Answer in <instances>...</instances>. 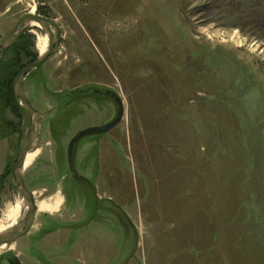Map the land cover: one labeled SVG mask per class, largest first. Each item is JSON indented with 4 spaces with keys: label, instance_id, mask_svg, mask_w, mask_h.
Here are the masks:
<instances>
[{
    "label": "rangeland",
    "instance_id": "obj_1",
    "mask_svg": "<svg viewBox=\"0 0 264 264\" xmlns=\"http://www.w3.org/2000/svg\"><path fill=\"white\" fill-rule=\"evenodd\" d=\"M32 5L61 39L23 83L42 115L23 179L36 202L62 203L36 213L0 264H264V0H0V42ZM40 34L22 33L20 68ZM11 54L0 68L3 223L20 200L10 171L28 124ZM120 110L117 126L70 147L87 179L73 180L70 139Z\"/></svg>",
    "mask_w": 264,
    "mask_h": 264
},
{
    "label": "water",
    "instance_id": "obj_2",
    "mask_svg": "<svg viewBox=\"0 0 264 264\" xmlns=\"http://www.w3.org/2000/svg\"><path fill=\"white\" fill-rule=\"evenodd\" d=\"M40 25L48 39V46L42 55H38L37 59L25 66L17 75L13 83V95L24 110L28 124L27 132L22 140L17 153L16 161L11 168V178L13 186L17 191L18 197L26 205V213L18 220V222L10 229L0 233V246H11L17 240L27 236L33 227L35 216L37 213L36 204L33 193L27 188L24 182L23 163L25 157L38 148L41 132H42V115L37 112L31 105L29 94L23 86L26 77L45 64L52 56H54L60 45V32L54 22L46 17L27 12L19 17L12 29L4 35L0 42V63L5 53L15 44L20 35L28 28ZM122 116V112L118 113L116 119L110 124L99 128H89L76 135L75 139L92 132H108L118 125ZM74 139V140H75ZM12 264H19L18 262Z\"/></svg>",
    "mask_w": 264,
    "mask_h": 264
},
{
    "label": "bare ground",
    "instance_id": "obj_3",
    "mask_svg": "<svg viewBox=\"0 0 264 264\" xmlns=\"http://www.w3.org/2000/svg\"><path fill=\"white\" fill-rule=\"evenodd\" d=\"M35 10L34 6H30V13H33ZM32 27H36L37 29H39L40 31H42V34L37 35V43H36V48L39 52V55H42L48 46V39L46 34L43 32L42 27L40 25H34ZM236 32H233L234 35L231 36L232 40L234 38V36ZM212 38V36H211ZM236 39V38H235ZM241 42H238V47H242ZM30 75V74H29ZM42 134V132H41ZM39 155V149L37 148L36 150H34L33 152L29 153L25 159H24V163H23V169L24 171L26 169H28L35 161V159L38 157ZM34 196V194H33ZM62 203V198L60 197H56L54 199V201H41V202H36L35 200V204H36V209H37V213H53L56 212L59 208V206ZM27 207L26 205L21 201H17L14 205L9 206L5 212V222L3 223L2 221H0V233L10 229L11 227H13L18 220L26 213ZM14 245V244H13ZM11 246H7V245H2L0 246V253L4 252L6 250H12Z\"/></svg>",
    "mask_w": 264,
    "mask_h": 264
},
{
    "label": "trees",
    "instance_id": "obj_4",
    "mask_svg": "<svg viewBox=\"0 0 264 264\" xmlns=\"http://www.w3.org/2000/svg\"><path fill=\"white\" fill-rule=\"evenodd\" d=\"M43 8V7H42ZM39 9L38 10V13H39V15H41V16H43V17H46L47 16V12L44 10V9ZM22 37H23V35L21 34L20 35V37L18 38V40L15 42V44L5 53V55L6 54H10V53H12L11 54V59H10V61L8 62V65H7V75H9L10 77H12L13 78V80L11 79V82H14V79L17 77V75L19 74V72L25 67V66H27L28 64H30V63H33L35 60H33L32 62H30V63H28L27 65H25L24 67H19V54L20 53H23V52H25L24 51V46H22V48H20V47H18L19 49L18 50H16L17 48V45H18V43L20 42V40L22 39ZM23 43V42H22ZM4 55V56H5ZM28 56L30 57V55H29V53H28ZM3 62H4V60L2 59V61H1V63H0V68H1V66L3 65ZM8 84V82H7V80L6 81H2L1 82V85H3V86H5L6 87V85ZM13 84V83H12ZM4 89V88H3ZM5 90H7V89H5ZM11 93H12V96L14 97V95H13V90H12V87H11ZM11 174V173H10Z\"/></svg>",
    "mask_w": 264,
    "mask_h": 264
},
{
    "label": "flooded vegetation",
    "instance_id": "obj_5",
    "mask_svg": "<svg viewBox=\"0 0 264 264\" xmlns=\"http://www.w3.org/2000/svg\"><path fill=\"white\" fill-rule=\"evenodd\" d=\"M77 134H75V136L73 138L70 139L69 143H68V147H67V154L65 155V160L67 162V170L70 174V177L75 180V181H81L83 182L84 184L86 183L87 179L80 176L79 174H76L74 171H73V168H72V156L70 154L71 151H69L70 147L73 145L74 142L78 141L80 138L78 139H75ZM75 139V140H74Z\"/></svg>",
    "mask_w": 264,
    "mask_h": 264
}]
</instances>
